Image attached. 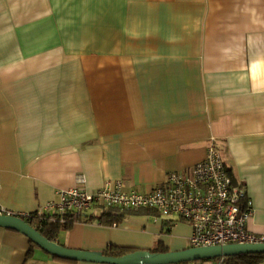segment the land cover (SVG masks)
<instances>
[{"label": "crops", "instance_id": "obj_1", "mask_svg": "<svg viewBox=\"0 0 264 264\" xmlns=\"http://www.w3.org/2000/svg\"><path fill=\"white\" fill-rule=\"evenodd\" d=\"M212 138L263 235L264 0H0V207L44 211L60 190L116 180L146 193L192 170ZM103 209L56 241L109 255L191 247L186 221L137 208L114 226ZM29 248L0 226V264H110Z\"/></svg>", "mask_w": 264, "mask_h": 264}, {"label": "built area", "instance_id": "obj_2", "mask_svg": "<svg viewBox=\"0 0 264 264\" xmlns=\"http://www.w3.org/2000/svg\"><path fill=\"white\" fill-rule=\"evenodd\" d=\"M215 140L212 138L206 157L192 170L171 172L163 185L149 192L126 191L122 180L108 182L91 192L80 186L72 187L60 190L58 200L48 202L45 210L37 211L36 215L42 218L46 213H54L59 217L57 220L64 222L66 213L85 212L97 204L103 208H151L170 220V225L178 220L191 224V247L263 243L264 234L257 235L248 228L253 204L247 188L243 182L234 181ZM85 181L83 174L77 176L79 184ZM0 214L23 218L31 215L3 207ZM224 258H216L213 264H224Z\"/></svg>", "mask_w": 264, "mask_h": 264}, {"label": "water", "instance_id": "obj_3", "mask_svg": "<svg viewBox=\"0 0 264 264\" xmlns=\"http://www.w3.org/2000/svg\"><path fill=\"white\" fill-rule=\"evenodd\" d=\"M0 226L20 231L27 235L40 248L52 255L76 261L101 262L110 264H178L218 257L235 256L244 253H264L263 243L188 247L182 250L155 252L149 249H139L123 255L114 256L102 251H88L70 248L56 240H50L35 226L23 217L0 214Z\"/></svg>", "mask_w": 264, "mask_h": 264}, {"label": "trees", "instance_id": "obj_4", "mask_svg": "<svg viewBox=\"0 0 264 264\" xmlns=\"http://www.w3.org/2000/svg\"><path fill=\"white\" fill-rule=\"evenodd\" d=\"M235 182H238L237 179L234 178ZM130 208H122V207H108L104 208L101 214V222L106 224H112L114 222L122 221L128 213ZM84 212H69L64 215V222H61L60 219H56L58 216L54 213H46L42 218H39L35 213H31L30 216H24V219L35 226L43 235H45L50 240H56L60 230L62 227L68 228L75 221L81 220L82 214ZM59 218V217H58ZM166 224L170 225V220L166 221ZM35 247H39L30 239V248L27 253V257H31ZM110 255L119 256L123 255L129 250L119 247H112L108 250ZM164 251L166 249L164 248ZM106 254V252H104ZM56 258H61L59 256L54 255ZM65 259V258H64ZM216 259V258H215ZM215 259H205L201 261L215 260ZM264 262V253H244L235 256H227L224 258V264H262ZM189 263V262H186Z\"/></svg>", "mask_w": 264, "mask_h": 264}, {"label": "rangeland", "instance_id": "obj_5", "mask_svg": "<svg viewBox=\"0 0 264 264\" xmlns=\"http://www.w3.org/2000/svg\"><path fill=\"white\" fill-rule=\"evenodd\" d=\"M63 230H64V227L61 228V231H63ZM209 261L210 260H208V261L199 260V261H192V262H189V263H191V264H203V263H206V262H209ZM262 264H264V262Z\"/></svg>", "mask_w": 264, "mask_h": 264}]
</instances>
